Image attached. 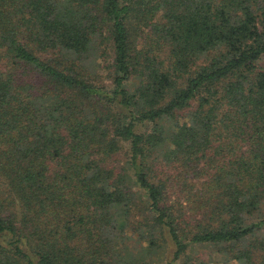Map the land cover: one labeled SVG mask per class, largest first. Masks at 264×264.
Returning <instances> with one entry per match:
<instances>
[{"label":"trees","instance_id":"trees-1","mask_svg":"<svg viewBox=\"0 0 264 264\" xmlns=\"http://www.w3.org/2000/svg\"><path fill=\"white\" fill-rule=\"evenodd\" d=\"M129 231L264 264V0H0V264H134Z\"/></svg>","mask_w":264,"mask_h":264},{"label":"rangeland","instance_id":"rangeland-1","mask_svg":"<svg viewBox=\"0 0 264 264\" xmlns=\"http://www.w3.org/2000/svg\"><path fill=\"white\" fill-rule=\"evenodd\" d=\"M150 28H146L141 38L140 46L149 49L151 41L148 39ZM103 44V45H102ZM101 52L94 58L96 63L97 79L100 84L110 83V73L112 71L113 51L108 40L102 42ZM125 150L115 156L114 164L120 166L126 160ZM130 238L127 240L130 251L133 252L132 261L134 264H168V260L173 253L174 246L163 248H151L148 240L142 238L139 233L128 232ZM165 246V243H164ZM199 260L209 264H237L235 262H225L211 247H191L187 255L172 264H198Z\"/></svg>","mask_w":264,"mask_h":264}]
</instances>
